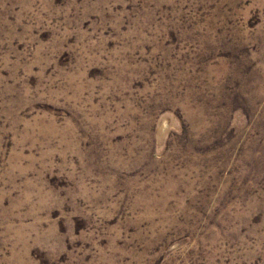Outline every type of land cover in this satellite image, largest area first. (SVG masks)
Masks as SVG:
<instances>
[{
	"label": "rangeland",
	"instance_id": "obj_1",
	"mask_svg": "<svg viewBox=\"0 0 264 264\" xmlns=\"http://www.w3.org/2000/svg\"><path fill=\"white\" fill-rule=\"evenodd\" d=\"M0 264H264V0H0Z\"/></svg>",
	"mask_w": 264,
	"mask_h": 264
}]
</instances>
